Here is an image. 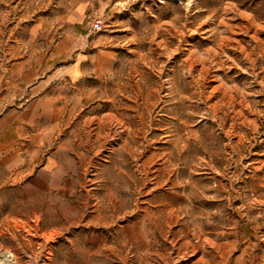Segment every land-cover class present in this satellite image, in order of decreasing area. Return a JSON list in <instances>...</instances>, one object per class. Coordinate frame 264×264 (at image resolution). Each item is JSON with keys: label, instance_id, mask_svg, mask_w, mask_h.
Returning a JSON list of instances; mask_svg holds the SVG:
<instances>
[{"label": "rangeland", "instance_id": "obj_1", "mask_svg": "<svg viewBox=\"0 0 264 264\" xmlns=\"http://www.w3.org/2000/svg\"><path fill=\"white\" fill-rule=\"evenodd\" d=\"M8 261L264 264V0H0Z\"/></svg>", "mask_w": 264, "mask_h": 264}, {"label": "bare ground", "instance_id": "obj_2", "mask_svg": "<svg viewBox=\"0 0 264 264\" xmlns=\"http://www.w3.org/2000/svg\"><path fill=\"white\" fill-rule=\"evenodd\" d=\"M71 75L73 79H77L80 76V67L78 63L72 67ZM3 264H10V262H3Z\"/></svg>", "mask_w": 264, "mask_h": 264}]
</instances>
